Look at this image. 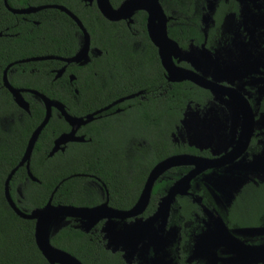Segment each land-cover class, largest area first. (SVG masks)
Wrapping results in <instances>:
<instances>
[{
  "label": "trees",
  "instance_id": "trees-1",
  "mask_svg": "<svg viewBox=\"0 0 264 264\" xmlns=\"http://www.w3.org/2000/svg\"><path fill=\"white\" fill-rule=\"evenodd\" d=\"M108 1L115 8L123 0ZM159 2L166 15L176 11L177 0ZM64 5L81 19L87 13L99 20L98 28L103 32L99 31L94 43L100 54L94 62L91 58L90 63L82 67H72L75 80L71 83L64 76L50 79L52 74L46 73L49 67L41 66L42 61L34 63V70L26 77L11 76L8 83L17 88L34 89L49 99L59 101L66 113L72 116H83L117 98L140 93L111 105L81 125L76 134L82 135V141L68 142L62 151L46 156L51 140L69 128L63 118H57L51 109L31 151L29 170L36 181L25 177L23 168L17 167L8 181L9 196L19 210L28 212L42 206L50 194L53 205L93 206L103 200L101 192H106L109 205L127 209L136 200L154 163L175 153L206 155L205 151L186 143L173 142L170 134L179 125L186 105L202 104L207 92L186 80L166 81L156 49L146 34L144 11H135L130 22L108 21L94 6L89 8L77 2L78 8L74 10L69 1ZM52 12L59 16L58 19H68L63 12ZM38 13L44 14L42 10ZM82 22L86 26L85 21ZM92 28L86 27L87 30ZM166 30L167 35L180 46L170 21ZM198 35L193 30V36L197 38ZM33 51H18L14 57L45 54L42 50ZM64 55H70V52ZM24 71L26 73L27 70ZM74 88L76 93L72 90ZM0 95L9 98L8 91L1 85ZM116 108L118 110L114 111ZM29 112L32 121L17 124V131L9 135L7 143L0 147V232L3 233L0 238H5V242L0 243V264H48L33 243V220L15 215L3 198V180L21 156L30 131L40 122V107L30 106ZM44 135L49 141L46 148L40 146ZM187 170V166L170 168L154 182L149 202L141 214L143 217L151 214L157 198ZM89 180H93L97 187L90 186ZM17 185L21 189L20 196L15 193ZM258 192L264 196V186L260 185ZM196 193L201 196L204 206H211L203 186H199ZM176 198L170 220L177 223L187 221L194 211L192 208H198L186 197ZM221 217L226 225L233 224L234 218L229 214H221ZM66 219L67 223L49 236L52 246L74 256L81 264H126L119 251L111 252L104 247L100 222L83 232L77 221ZM11 230L15 235L12 239Z\"/></svg>",
  "mask_w": 264,
  "mask_h": 264
},
{
  "label": "flooded vegetation",
  "instance_id": "flooded-vegetation-1",
  "mask_svg": "<svg viewBox=\"0 0 264 264\" xmlns=\"http://www.w3.org/2000/svg\"><path fill=\"white\" fill-rule=\"evenodd\" d=\"M34 1H37V4H34ZM67 1L70 2V5H72L71 7L74 8V10H77L78 8L77 2L82 6H87L89 8L94 6L96 8L94 0H0V85L2 87H4L3 76H5L7 82L11 76L21 78L26 77V75L34 70V63H38L40 61H42L40 64L41 66L45 65L49 67L46 73L50 72L52 74L50 79H56L64 76L68 83H71L75 80V75L71 72L72 67H82L90 63L91 58H93L94 62V59L101 52L94 43L97 40L99 31L101 33L103 32V30H99L98 28L100 24L99 20L94 15L87 13L83 15V18L81 19L70 9L66 8L64 4L67 3ZM58 5L65 7L69 12H71V14L78 20L81 27L78 26V23L71 16L55 7ZM175 5L176 11L169 13L170 18L166 22V27L168 21H170L171 26H173L176 39L180 43L179 47L181 49H187V47L190 46H199L209 51L215 49L224 41L227 42L228 40L232 39L231 37L236 33L234 31L235 28L233 29V21L238 26V36L243 44L248 42V35L253 37L255 56L253 63L254 90H250V94L247 95L243 91L234 87L233 84L221 81L219 82L224 86H229L236 89L239 99H243L247 105L246 110L241 114L239 113V127L237 129L236 135H234L233 140L231 141V144L227 146V149L229 150L232 145L235 146V143L238 142L237 140L242 137L243 132L241 129L243 128L244 130L245 128L243 126L248 124L249 121L251 124L250 135L245 150L239 157H241L244 153H249L250 156L252 154H258L261 148L264 146V93L258 94L257 92V85L264 83V0H177ZM30 6L41 7L37 10L29 12L19 11ZM41 10L44 12L43 15L38 13ZM47 10L49 11L46 12ZM53 10L63 12L68 19L66 21L58 19L59 16L52 12ZM255 12L260 13V17L262 18L257 25L254 24ZM40 20L43 21V23ZM82 20L85 21L86 26L83 24ZM202 20L204 21L205 26L204 23L201 22ZM245 20L249 21L250 23L247 22L244 24L243 22ZM87 26L94 28L87 30ZM34 27L38 29H34ZM193 30H196V32L199 34L197 38L193 36ZM83 31H85L87 34V44H84ZM245 38H247V41H244ZM82 49H84V58L77 62L67 61L68 58L74 56ZM41 50L45 52V54L27 55L21 58L14 57L18 51L41 52ZM68 51L70 52V55H64ZM34 57L42 58L31 59ZM258 62L260 64H257ZM176 64L184 68L194 69L184 61H179ZM24 70H27L26 73ZM58 71H60V73L55 76ZM163 77L165 78L164 72ZM246 78L249 79L250 77L246 76ZM259 78L263 80H260ZM20 88L23 89L21 96L27 102V110L18 107L13 102L12 96L9 92V98H5L0 95V147L7 143L9 140V135H12L13 132L17 131V124H24L27 121H32V118L29 115L30 106H38L42 109L40 120L44 115V104L42 100L36 95L27 92L25 89L28 88ZM72 90L74 93H76L75 88ZM206 92L207 97L203 99L204 102L202 104L194 103L193 105L189 106L202 107L209 103L212 100V96L207 90ZM223 98L227 97L223 95ZM14 105L19 108V111L16 107H14ZM51 109L55 111L57 118L61 117L56 109L53 107ZM117 110L118 108L114 109V111ZM23 114H27V116ZM242 121L244 124H242ZM13 137L14 139L17 138L16 136ZM28 137L29 135L27 136V139ZM54 138L51 140V145ZM48 145V136L44 135V137L41 139L40 146L46 148ZM51 145L48 151L50 150ZM201 150L205 151L206 155H200L207 157L211 156V153L207 149ZM48 151L45 153L46 156H48ZM20 157L18 158L17 162L19 161ZM30 159L31 153L28 159V168ZM19 167L23 168L25 177H27L24 164L20 165ZM198 176H200V174L196 177ZM260 185L261 187L264 186V174L260 177L254 176V179L244 182L239 187V189L232 193L231 200L224 202L221 199H214L206 186L203 184H195L192 182L189 189L191 195H186L183 197L188 198V200L194 203L198 209L195 210V208H192L194 211L191 212V217H189L187 221L178 223L176 231L177 238L171 247V255H169L170 263L168 264H209L207 259L199 256H192V253L190 252L192 246V236L199 230L200 227H202L201 218L203 210L201 205L204 204L201 202V196L196 193V191L199 189V186L204 187L206 198L209 201V204H211V206L205 205L208 210L214 214L220 215V218H222L221 214H229L234 218L233 224L231 225H226L224 220L221 219L234 239L240 240L244 244H259L264 242V234L246 235L235 232L236 229L240 228L264 227V196L262 194L258 195V188ZM20 190L21 189L17 185L15 187V193L19 196L21 195ZM101 195L103 200L97 204L107 200V205L113 207L108 204L106 192H101ZM162 195L157 198L156 204ZM195 196L199 197L198 203L193 200ZM235 201L236 203L234 205ZM175 203L176 201L174 200L172 203L173 205L171 204L170 206V209H173ZM140 217L143 218L142 215H140ZM177 220L179 219L177 218ZM235 220H237L238 223H235ZM254 222L256 223L254 224ZM130 264H137V262L131 261ZM254 264H264V261H257Z\"/></svg>",
  "mask_w": 264,
  "mask_h": 264
},
{
  "label": "water",
  "instance_id": "water-1",
  "mask_svg": "<svg viewBox=\"0 0 264 264\" xmlns=\"http://www.w3.org/2000/svg\"><path fill=\"white\" fill-rule=\"evenodd\" d=\"M95 6L101 16L110 21L116 20H126L127 22L131 21V16L137 10L144 11L145 17V30L146 34L156 49V54L160 66L162 67L165 73V79L169 82H177L186 80L192 84L207 90L211 95H225L228 100H230L236 107L238 113H242L246 110V102L243 99H239L236 89L224 86L216 79L202 75L195 69H188L177 65L176 63L181 60V53L186 49H181L174 40H172L167 35L166 22L170 18V15H166L162 9L159 0H123L118 6L113 8L108 0H94ZM38 7H27L25 9L19 10L20 12H29L39 9ZM57 9L67 13L71 16L81 27L78 20L63 6H55ZM136 7L129 13H126V10ZM83 30V29H82ZM83 40L84 44H87V34L83 31ZM83 44V45H84ZM168 47L171 48V52L168 53ZM205 49V48H204ZM207 50V49H206ZM82 51V52H81ZM78 56V53H80ZM84 49L77 52L74 56L67 59V61L77 62L80 59L84 58ZM42 57H34L31 59H40ZM186 62V61H184ZM187 63V62H186ZM60 73L58 71L55 76ZM3 86L12 96L13 102L20 108L27 110V102L22 98L21 92L23 89L11 86L5 76H3ZM27 92L36 95L40 98L44 104V115L40 122L33 128L30 132L29 137L26 141V145L23 149V153L19 161L15 164L13 168L9 170L3 180V198L7 206L11 211L20 218L33 220V229H32V238L33 243L42 256V258L48 264H81L74 256L68 254L67 252L60 250L49 243V236L54 233L61 226H53L59 224L61 220H66V218H72L77 221V226L83 232H87L92 228L96 223H101L99 231L101 233L102 239H107L106 244L104 240V247L111 252L119 251L115 246H110L112 243L109 241V235L111 227L109 225L115 224L116 222H121V227H115L114 230L123 236L126 239V243L129 246H135L138 243H143L148 240L155 241L156 239L160 240L162 232L165 229L168 213L170 210L171 204L174 202L175 198L178 196L191 195L189 192L190 182L197 175L202 174L208 170L225 167L236 160H238L242 152H244L250 131L251 124L248 121V124H245L241 131L243 132L242 137L238 139L235 143V146H231L230 149H226L223 152L217 154H211L210 157L202 156L192 153H175L168 155L156 163H154L151 168L148 170L146 177L143 181L141 189L138 193V196L135 202L127 209H116L107 205V200L93 205V206H73V205H53L51 204V194L46 200V202L36 208L30 209L28 212L19 210L14 201L10 198L8 192V181L17 167L24 164L26 169V175L30 180L36 181V178L31 174L28 168V159L33 148L34 142L42 129V127L47 122L51 108L53 107L58 111L60 116L69 126V130L58 134L51 145L50 150L47 155L51 156L57 150L62 151L65 144L68 142H80L83 140L82 135H77V129L91 121L94 118V115L101 112L102 110L107 109L111 105L128 99L134 95L139 94L136 92L134 94H129L116 100H113L109 104L83 116H72L66 113L63 105L56 101L49 99L42 93L34 89H25ZM189 105H186V107ZM183 115V113H182ZM182 118V117H181ZM183 119H180L182 121ZM179 121V122H180ZM242 124L243 121H242ZM241 124V125H242ZM192 146L191 144H187ZM194 147V146H192ZM196 148V147H194ZM201 150V148H196ZM205 149V148H203ZM239 157V158H238ZM178 166H188L189 169L176 178L166 189L163 195L157 201L155 210L143 218L140 217L141 213L145 209L149 201V196L151 193V188L155 180L168 169ZM242 185V184H241ZM240 185V186H241ZM239 186V187H240ZM233 190L235 192L237 189ZM232 192V193H233ZM232 198V194L228 198L227 202ZM195 202H199V197H194ZM202 210H208L204 205H201ZM53 215L54 218L49 220L50 216ZM124 220H129L128 223H125ZM131 220V221H130ZM50 221V222H48ZM215 229L218 234L225 240V242L233 247L238 253L242 254L246 252V245L242 244L240 240L234 239L229 233L228 229L223 224L219 215L215 214ZM106 224V225H105ZM102 225H105L104 227ZM264 228V227H263ZM261 229L260 227H246L236 229L235 232L239 234L252 235L255 234L257 230ZM105 230L106 234H102ZM157 236V237H156ZM114 244V243H113ZM115 245V244H114ZM260 249H264V244L257 245ZM120 252V251H119ZM126 254V253H125ZM121 259L126 263L130 264V261L126 259L124 254H121ZM168 263V262H167Z\"/></svg>",
  "mask_w": 264,
  "mask_h": 264
},
{
  "label": "rangeland",
  "instance_id": "rangeland-1",
  "mask_svg": "<svg viewBox=\"0 0 264 264\" xmlns=\"http://www.w3.org/2000/svg\"><path fill=\"white\" fill-rule=\"evenodd\" d=\"M260 19H262L260 13L255 12L254 24H259ZM201 22L204 23L203 20ZM247 22L249 21L245 20L243 23ZM233 29L236 33L227 42L224 41L211 51L199 46L187 47L181 53V60L186 61L202 75L233 84L234 87L249 95L250 90H254V39L248 35V42L243 44L239 39L238 26L234 21ZM244 41H247V38ZM246 76L250 78L247 79ZM260 84L257 85L258 94L264 93V83ZM211 96L212 100L202 107L187 106L184 109L181 118L183 120L179 122L171 134L173 142L189 143L196 148H205L211 154H217L227 149L239 127V113L234 104L227 98L217 94ZM249 156V153H244L235 162L225 167L208 170L192 179L191 183L203 184L214 199L227 202L233 190L247 180L254 179V176L260 177L264 174V146L258 154ZM88 184L97 187L93 180H89ZM171 212L172 209L169 210L166 226L160 240H148L135 246H129L126 239L114 230L115 227L122 226L121 222H116L109 225L111 230L108 237L112 243L110 246H115L121 254L125 255L127 260L136 261L137 264L170 263L169 255H171V247L177 238L178 225L177 222L170 220ZM128 221L124 220L125 223ZM201 222L202 227L192 236L190 251L192 256L203 257L207 259L209 264H254L257 261H264V249L254 247L264 244V242L259 244L245 243L246 252L240 254L233 247H230L216 231L214 213L203 210ZM65 223H67L65 219L61 220L53 228ZM0 234L3 235L2 232ZM102 234H106L105 230ZM262 234H264V228L257 230L252 235ZM10 236L11 239L15 236L12 230ZM104 240L106 244L107 239ZM3 242H5V238H0V243Z\"/></svg>",
  "mask_w": 264,
  "mask_h": 264
},
{
  "label": "bare ground",
  "instance_id": "bare-ground-1",
  "mask_svg": "<svg viewBox=\"0 0 264 264\" xmlns=\"http://www.w3.org/2000/svg\"><path fill=\"white\" fill-rule=\"evenodd\" d=\"M136 7H131V8H129V9H127L126 10V13H129V12H131L132 10H134ZM82 52V51H81ZM81 52L80 53H78V56H80V54H81ZM171 52V48L170 47H168V53H170ZM54 218V216L53 215H51L50 216V218H49V220H52ZM48 222H50V221H48Z\"/></svg>",
  "mask_w": 264,
  "mask_h": 264
}]
</instances>
